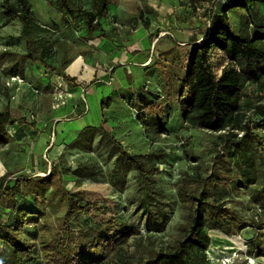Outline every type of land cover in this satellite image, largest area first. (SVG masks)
Listing matches in <instances>:
<instances>
[{
  "label": "rangeland",
  "instance_id": "1",
  "mask_svg": "<svg viewBox=\"0 0 264 264\" xmlns=\"http://www.w3.org/2000/svg\"><path fill=\"white\" fill-rule=\"evenodd\" d=\"M1 1L0 62L4 66L3 70L0 69L3 79L0 84V110L4 112L11 98L9 92L14 91L12 84L6 86L8 67L19 61L15 53L25 51V45L20 37V22L15 17L6 22ZM28 1L34 18L44 27L33 36L34 51L38 53L42 47H49L50 55L46 61L57 67L56 72H46L56 88L49 84L46 90H42L43 100L38 107L37 104L26 106L33 125L41 121L44 110L49 106L45 103V97L55 99L60 95L66 96L67 99L60 105L62 112L71 107L72 101L76 111L82 107L88 111L91 103L97 102L99 90L104 89V82L109 80L111 72L108 69L109 60L99 51L103 46L101 44L110 42L120 50L125 49L129 54L126 64L130 65H125L127 70L113 72V77H123L128 95L111 96L105 102V108L101 110L102 120L98 126H94L96 130L92 131L88 146L72 140L48 147V151L43 153L36 150L40 154H34L32 145L37 140L36 136L47 129L36 130L33 126L36 130L33 137L25 141L30 154V169L25 168L16 175L12 169L4 172L0 159V173L4 172L0 177L5 176L3 184L9 182L14 187L15 179L21 180L23 194L15 197L16 203L39 211L40 222L52 235L62 230L65 218L69 227L78 225L81 229L78 236L83 244L89 243L100 218L117 217L137 230L135 235L124 238L119 247L129 264H138L154 251L166 249L182 237L196 207V200L191 196L203 191L208 200L225 207L238 218V227L230 224L234 227L230 233L206 227L210 237V244L204 251L208 263L216 264L213 261V257H216L226 264H264V255L257 250L258 234L252 228V219L256 218V211L259 212L261 207L252 201L250 186L243 187L238 182L245 179L236 166L235 157L231 155L230 143L233 138L229 134L236 133L239 138L243 131L231 130L230 127L219 131L192 127L182 118L181 99L186 89L179 84L187 68L190 48L192 43L198 42L206 34L209 13L220 1L175 0L176 5H172L158 0L163 4L164 11L160 16L152 5L153 0H109L102 30L95 29L92 33L102 42L95 45L94 50L88 48L90 42L86 39L88 34L80 14H76V19L71 21L68 15L64 16L65 11L59 0ZM68 1L74 7L93 9L90 0ZM9 2L11 5L17 4V0ZM159 17L164 18V23H160ZM156 21L160 24L157 25ZM183 31L191 33L190 40L184 38L188 34ZM142 38L144 43L147 41L152 45L143 54L139 49ZM11 52L14 56L10 59ZM129 57H135V60L131 61ZM77 59L81 65L76 64L70 72V66ZM145 59H149L148 65L144 63ZM208 60L215 75L228 64L227 57L218 50L210 51ZM24 61L27 62L26 59ZM140 63L144 65L139 66ZM30 64L32 70L35 65L39 67L38 62ZM232 66L236 67L234 64ZM64 71L67 77L62 76ZM21 79V83L27 82L24 77ZM62 79L67 86L58 84L64 82ZM78 84L84 89L87 109L80 100V89H73ZM70 91L71 94H67ZM139 95L157 103L158 108L152 110L146 107L139 100ZM263 106L264 76L245 83L238 111L239 126L247 125L251 131L261 135L262 158L264 124L259 110ZM21 108L15 106L11 109L12 113L18 114ZM60 117L68 118V115L61 114ZM97 127L107 131L126 151L143 155L141 160L148 172L145 181L139 180L137 171L114 152L113 144L101 135ZM42 147L45 148L46 144ZM11 150L14 147L10 146ZM21 165L22 161H14L13 169ZM218 188L223 189L222 196L216 192ZM67 195L87 205L96 213V217L87 213L67 216ZM7 203V198L0 192L2 221H7L10 213ZM33 215L27 218L32 219ZM24 234L37 252L36 257L27 264H44L38 249L40 230L36 224L26 226ZM6 248L10 250L8 246ZM115 252L107 251L106 257H115Z\"/></svg>",
  "mask_w": 264,
  "mask_h": 264
},
{
  "label": "trees",
  "instance_id": "2",
  "mask_svg": "<svg viewBox=\"0 0 264 264\" xmlns=\"http://www.w3.org/2000/svg\"><path fill=\"white\" fill-rule=\"evenodd\" d=\"M90 1L92 10L74 7L68 0H59L65 11L64 16L68 15L71 21L76 19V14L82 16L81 20L88 38L95 29H102L101 22L106 16V7L110 3L109 0ZM209 1L212 3L220 1L219 7L218 11H210L208 30L204 37L191 45L187 68L179 84L181 88L186 89L181 99L182 118L192 127L213 131L230 127L231 130L243 131L239 138L236 133L229 134L233 138L230 143L231 155L235 157L236 166L245 179L238 182L243 187L250 186L252 201L261 207L259 212L256 211V218L252 219V228L258 234V253L264 255V158L261 156L263 140L261 135L251 131L247 125L240 127L238 120L240 97L245 83L264 76V36L244 38L234 34L227 11L235 7H245V1ZM257 1L264 2V0ZM1 6L5 11L6 22L15 17L21 24L20 36L25 40L27 48L24 57L32 62H40L45 68L55 70L56 68L45 60L48 50L43 49L39 54H35L31 46L39 25L35 21L29 1L17 0L16 5H11L9 0H2ZM212 48L222 50L228 59V64L222 68L218 76L212 71L208 60V53ZM108 100L109 97L101 99V110L105 108V102ZM139 100L152 110L158 108L157 103L145 99L142 95H139ZM259 113L263 116L264 124V106L260 108ZM94 130H96L94 126L84 127L74 141L88 146ZM97 130L113 144L114 152L137 171L139 180L145 181L148 172L141 160L143 155L126 151L102 127H97ZM9 141L6 127L0 121V146ZM4 179L5 176L0 177V192L8 200L6 206L10 213L7 221L0 220V264H27L36 257L37 252L32 249L29 239L24 234L25 227L31 223H35L40 230L38 249L44 264H129L119 244L124 238L137 233L133 226L125 224L114 216L102 217L98 220L89 243L83 244L78 236V232H81L79 226L69 227L65 218L62 230L52 235L40 222L39 211L16 203L15 197L23 194L21 180L15 179L14 187H11L8 183L3 184ZM216 192H220V196L224 194L222 188H218ZM191 197L196 200V207L182 237L170 247L154 251L138 264H209L204 253L210 244L206 227L210 226L209 228L228 233L232 232L231 228L238 227V218L225 207L215 205L208 200L203 191ZM66 202L67 216L76 217L87 213L96 217L94 211L73 196L67 195ZM30 214H34L32 219L27 218ZM6 246L10 248L9 251ZM252 249L253 247L250 248ZM113 250L117 251L114 255L118 259L114 256H109L111 257L109 259L106 257L107 251Z\"/></svg>",
  "mask_w": 264,
  "mask_h": 264
},
{
  "label": "crops",
  "instance_id": "3",
  "mask_svg": "<svg viewBox=\"0 0 264 264\" xmlns=\"http://www.w3.org/2000/svg\"><path fill=\"white\" fill-rule=\"evenodd\" d=\"M166 1V3L170 2L172 5H176L175 0H162ZM246 3L245 7H235L231 8L227 11L228 19L230 22V25L232 27V30L235 35L241 36V37H253L255 35H262L264 36V2H260L257 0H243ZM2 2V1H1ZM110 5V3H109ZM152 5L154 6L155 10L158 11L159 15L161 16L164 11H163V4L161 5V2L158 0H153ZM31 6V5H30ZM219 4L215 3L214 5V11H218ZM168 10V9H167ZM157 13V14H158ZM109 14H111L109 12ZM106 17V16H105ZM160 23H164L162 21L164 18L159 17ZM37 24L39 25L38 21L35 19ZM83 23V22H82ZM157 25L160 24L156 21ZM102 24V22H101ZM166 24V20H165ZM42 27L39 25V31L41 30ZM102 30V29H101ZM149 32H152V30H149ZM183 33H186L188 35H184V38L187 40H190V35L189 31H183ZM147 35V33H146ZM97 35L91 34L89 38H86L90 44L88 45V48H91L94 50V46L97 44H101V38L96 37ZM21 37V36H20ZM22 38V37H21ZM183 38V37H180ZM23 39V38H22ZM24 40V39H23ZM104 40V39H103ZM97 41V42H96ZM106 41V40H105ZM33 43V42H32ZM31 43V46H32ZM24 45H25V40H24ZM103 45V46H101ZM99 45L100 49L99 51L101 52V55L109 60L108 69H111L110 71V76L109 80H105L103 90L100 88L99 90V95L97 102L95 104L91 103L90 108L88 111H84L83 107L81 108L80 111H76L77 108L74 109L75 105H73V101L71 102V107L68 108V110L62 112L60 110V105L62 102H64L65 99H67L66 96L60 95L59 97H55V99L52 98H47L45 97V103L46 105H49L48 108H46L43 112V116L41 117V121H37L36 125H33L30 120L29 116L30 113L27 112L29 109L26 106H33L35 104L36 107L41 103V99L43 97V91L46 90V88L51 84L53 86V89L56 88V85H52L53 79L49 78V74L46 73L48 70H51L53 72L57 71V67L54 64L47 63L51 65L52 67H55L56 69H49L45 68L40 62L39 67L35 65V69L32 70V61L29 59L25 58L24 55L27 53V48L25 45V51H21L19 53H15L16 56L19 58V61H15V63H12L10 67H8V77L6 78V82L10 76L13 75H20L27 79V82L23 83H11V86H14V88L9 92V96L11 97L9 99V104H7V109L3 112L0 110V121L5 125L6 131L10 137V141L4 145L0 146V159L3 161V168L4 172L7 171H15L14 174H19L20 171H23L25 168L30 169V160H28V155L29 154V149L28 145H26L25 141L27 138L33 137V133L36 130H41L46 128L44 132H42L40 135L36 136L34 142L35 144L32 145L34 148V154H40L37 153L36 150L39 152H46L48 151V147L52 148L53 146L57 144H66L69 143L70 141L74 140L78 134L82 131V129L86 126H98L100 124V121L102 120L101 117V103L100 99L106 98V97H111V96H116V95H128V92L126 91L125 88H127V85H125V82H123V77H113V72L115 73L116 71L119 70H127L125 67L130 65L126 64V61L128 60V53L126 52L125 49L120 50L116 48L113 44L110 42L104 43ZM152 45H150L149 42L146 41L144 43V39L140 41V52L143 54L145 51L144 50H150ZM32 48H34L32 46ZM43 49L48 50V55H50V48L47 46H44L40 49L38 53L39 54ZM98 49V48H97ZM35 50V49H34ZM218 50L223 53V56H225L224 52L218 48H212L210 51H215ZM209 51V52H210ZM148 52V51H147ZM150 52V51H149ZM152 52V51H151ZM18 54V55H17ZM140 54V53H137ZM153 54V53H152ZM136 54H133L135 56ZM14 56V54L11 52L9 53V57ZM153 56V55H152ZM46 57V58H47ZM45 58V60H46ZM134 61L135 57H129ZM27 60L24 61V60ZM130 60V59H129ZM146 60V59H145ZM144 63L146 65L149 64V59L145 61ZM82 62V61H81ZM78 64L79 66L80 61L79 59L76 60V62L73 64V66H70V72L72 71V68ZM143 63H140L139 66H143ZM4 64H1L0 62V69L3 70ZM90 66V65H88ZM62 72V71H61ZM220 74V72H219ZM218 74V75H219ZM32 75V76H31ZM216 75V76H218ZM62 76L67 77L66 71H64V74ZM21 77V78H22ZM63 78V77H62ZM120 78V79H119ZM2 77H0V84L2 81ZM64 81V79H62ZM58 84H64V86H67V83L64 82H58ZM7 86V85H6ZM79 88L81 93L84 91V89L78 84L76 88H73L76 90ZM72 91L67 92V94H71ZM80 97V94H79ZM71 101V99L69 100ZM21 104V105H20ZM83 105V104H82ZM17 106H22L21 109H19L18 114H13L12 113V108ZM29 113V114H28ZM61 114H67L68 118H61ZM33 126L36 128L33 129ZM52 133V134H51ZM50 135H53L52 138ZM41 136V138L39 137ZM51 138V139H50ZM46 144V147L43 148L42 146ZM10 146L14 147V150L9 151ZM7 159H9V162H7ZM5 157V158H4ZM22 161V165L19 168H16L15 170L13 169V163ZM12 164H9V163ZM1 169V167H0ZM12 169V170H11ZM4 172H1V174H4ZM9 183V182H7Z\"/></svg>",
  "mask_w": 264,
  "mask_h": 264
},
{
  "label": "built area",
  "instance_id": "4",
  "mask_svg": "<svg viewBox=\"0 0 264 264\" xmlns=\"http://www.w3.org/2000/svg\"><path fill=\"white\" fill-rule=\"evenodd\" d=\"M222 1L223 2H227V0H222ZM13 82L21 83L22 79L19 76H17V75L10 76L8 78L7 82H6V85L10 86L11 83H13ZM80 100H81V102H83V104L85 105V108L87 109V105H86L87 103H86V97H85V92L84 91H82L80 93Z\"/></svg>",
  "mask_w": 264,
  "mask_h": 264
},
{
  "label": "bare ground",
  "instance_id": "5",
  "mask_svg": "<svg viewBox=\"0 0 264 264\" xmlns=\"http://www.w3.org/2000/svg\"><path fill=\"white\" fill-rule=\"evenodd\" d=\"M214 241H212V245H214ZM210 256V255H209ZM213 261L216 263V264H226L224 260H220V259H217L216 257H213Z\"/></svg>",
  "mask_w": 264,
  "mask_h": 264
}]
</instances>
